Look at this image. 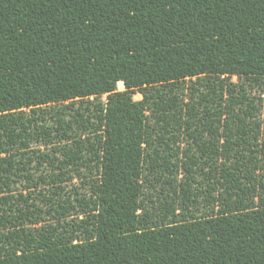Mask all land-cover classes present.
I'll list each match as a JSON object with an SVG mask.
<instances>
[{
    "label": "trees",
    "instance_id": "obj_1",
    "mask_svg": "<svg viewBox=\"0 0 264 264\" xmlns=\"http://www.w3.org/2000/svg\"><path fill=\"white\" fill-rule=\"evenodd\" d=\"M254 86L264 0H0V264H264Z\"/></svg>",
    "mask_w": 264,
    "mask_h": 264
},
{
    "label": "rangeland",
    "instance_id": "obj_2",
    "mask_svg": "<svg viewBox=\"0 0 264 264\" xmlns=\"http://www.w3.org/2000/svg\"><path fill=\"white\" fill-rule=\"evenodd\" d=\"M232 80L234 82H236L235 77ZM118 90L123 91V85L121 83L118 84ZM248 92L250 93V95L252 97H254L256 99L261 98L262 101L264 100V88L261 89L259 87L254 86V87L248 88ZM139 99H140L139 95L134 96V100H139ZM103 100H104V98H103ZM263 111H264V104H263V107L261 108L259 119H263V117H264ZM61 186L63 187L65 192H71V191L76 189L81 193H87V190H88V187L85 186L84 181L80 180L79 178H77L75 176H73V178L71 180H69V181L67 180L65 183H62ZM17 192L25 194V192H23V189H21V188H18ZM37 196H38V194L35 193L34 195H32V198H34L33 201L37 205V207H39L43 211L42 218L44 220H46L47 223H52V218L50 217V215L46 214L47 207L38 201L39 198Z\"/></svg>",
    "mask_w": 264,
    "mask_h": 264
}]
</instances>
